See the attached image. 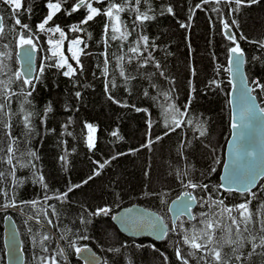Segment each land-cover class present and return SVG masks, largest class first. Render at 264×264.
<instances>
[{"label":"trees","instance_id":"obj_1","mask_svg":"<svg viewBox=\"0 0 264 264\" xmlns=\"http://www.w3.org/2000/svg\"><path fill=\"white\" fill-rule=\"evenodd\" d=\"M115 2L120 3V0ZM25 3L31 6L32 11L22 15L20 19L22 23H28L34 32H38L36 25L48 11L45 7L46 0H25ZM197 3H200V0H149L152 10L148 14L155 18L143 22L142 25L136 22L137 27L134 31L133 22L137 13L130 10L120 13L121 20L127 25L132 35L127 41H109L107 51L110 63L107 65V76L103 75L104 57L100 55L105 51V45L101 39L106 19L104 16H97L94 21L85 26L92 34L91 39L84 33L69 32V26L77 24L84 17L83 9L71 16L58 13L54 17V23L59 24L68 33L67 39H75L79 36L88 45L85 52L90 55L81 54L80 56L84 66L83 72L80 73L78 70L77 75L72 78L62 74L66 69L52 66L55 57H52L49 50L51 46L47 43L50 34L38 33L39 40L35 43L38 47L37 77L39 79L34 81L36 87L32 96L29 97L32 102L29 110L36 113L33 117L35 131L26 137L23 135L26 130L23 127L22 118L20 122L14 118L13 135L20 137L16 156L21 163L28 162L29 157L26 153L29 149L37 152L39 159L34 163L45 177L48 195L64 192L70 183L79 184L87 179L97 167L93 161L103 162L116 152H128V149L140 148V145L144 143L146 120L149 119V115L143 111L137 112L132 107H121L113 103L105 92L106 82H115L116 87L110 86V91L116 99L128 105L148 109L150 118L154 121V135H160L164 131L163 108L160 105L165 104L163 93L173 88L175 91L172 93L173 98L170 102L181 111L183 106L190 102L189 116L184 119L203 121L207 133L201 137L198 130H193V125L185 123L181 128H177L175 133H170L162 141L153 144L151 150L141 148L138 152L129 153L111 161L110 165L101 170L100 175L69 193L67 201L64 202L53 199L45 203L42 199L45 190L38 183L33 182V170L30 167H17L16 176L24 178L25 182L15 188V198L18 202L38 200L39 204L35 207L19 203L16 207L4 206L8 201L0 197V264H5L3 229L5 217L9 214L15 219L21 235L25 253L24 264H40L37 256H50L53 250L58 252L60 248L64 249V255L57 256L60 264H84L77 257L75 247L81 248L86 245L94 248L102 256L103 260L100 264H129V261L131 264H165L164 256L168 257L167 264H182L175 255L177 245L185 255L195 252L189 245L183 243V235H192L194 230H197L199 235L198 230L203 227L199 223L203 217L199 214L210 213L206 204L197 202L193 212L196 219L179 218L177 230L169 231L168 236L161 242L148 238L133 239L123 235L113 225L112 215L124 206L138 203L158 212L172 228L169 213L171 201L182 192L192 190L184 187L180 180L176 179L177 170L187 169V166L191 165L190 173L193 182L208 183L213 187L220 183L225 146L231 133L229 104L231 82L227 74L229 72L226 71L227 48L231 46V43L222 34L218 14L212 12L211 8H221L224 18L229 22L232 19L238 21L239 29L233 28V31L237 32V38L239 39L240 32L248 37L246 41L241 40L240 45L246 54L245 68L249 83L253 88H255V85L251 83L253 80L264 83V49L249 42L264 39V0H260L255 5L243 7L232 16H228L226 4L222 3L218 6L206 4L204 8L208 10L207 12L197 9L192 18L191 27L181 28L179 22H187L190 8ZM149 4L141 0L140 11H147ZM168 5L173 7L175 16L167 12L161 14ZM94 6L107 7V0ZM0 13L4 17L5 25L10 29L15 19L11 7L6 3H0ZM209 17L212 19L211 25ZM121 30L123 31V28ZM140 35L149 37L148 51H151L155 60L160 62V69H157L153 62L143 63L144 57L148 54L143 51V45H141L143 55L136 54V58L128 63L127 57L134 55L128 52V48L135 46ZM153 42L157 46L155 51L151 47ZM3 44H9L7 52L10 58L6 59L5 63L8 76H11L12 73L19 72L18 46L15 36L9 32L7 39L0 40V46ZM81 45L83 48L84 45ZM120 56L125 57L119 63L123 66L125 75L129 77L128 80L119 74L120 67L117 66L116 58ZM193 67L196 69L195 76L191 73ZM217 68L220 69L218 74ZM161 71L164 76L159 74ZM211 79L220 82L219 87L209 86L208 81ZM190 80L196 89L195 92H191V95ZM153 84L156 87H152ZM18 85L19 81L13 83L11 87L19 93ZM145 91L149 93L148 96L144 95ZM76 92L81 93L79 98L76 97ZM253 92L264 108V93L259 88H255ZM21 101H23V95L13 97L11 108L16 110ZM49 105L52 111L45 115ZM25 107L28 106L25 105ZM85 122L97 127L96 146L92 151H89L84 140ZM64 125H67V131ZM116 129L119 130L123 140L117 141L111 136V132ZM68 132L72 135L69 136ZM2 138L3 135L0 133V139ZM181 143L184 145L183 154H181ZM65 151L68 152L67 170L59 159ZM216 160L219 163H215ZM213 167L216 169L215 172L210 171ZM9 170V165L0 163V171L7 173ZM146 171L148 175H145ZM11 181L12 178L6 175L0 186L7 189ZM192 191L198 198H207L206 193L200 190ZM145 192L161 195H144ZM254 192H256L255 199L237 192H224L222 189L219 195L225 198V204L229 206L242 203L246 198L252 199L249 209L254 214L255 220V213L260 202L264 201V179ZM47 204H54L58 213L57 216H52L51 210L48 209V216L53 220L52 225L47 223L43 215ZM104 205L111 208L107 216H90L87 217L90 222L80 223L79 216L85 207L92 212ZM211 211L216 209L213 208ZM37 214L40 215L39 223L29 219ZM232 215L239 219L237 212L234 211ZM227 224L230 225L231 221L228 220ZM241 229L238 233L233 227L230 234L217 229L215 238L208 247L222 248V255L226 254L224 258L228 264H264V247H257L254 251L252 248V237H256L255 243L258 244L262 234L259 226L249 225L246 232L243 231V226ZM44 234L50 236V240L45 242L49 248L48 253L42 252L39 246V240ZM62 236L65 238L62 239ZM81 236L87 239H80ZM229 236L235 241L230 247L224 243ZM70 241H74L75 246H72ZM153 244L155 248L152 247ZM138 245L143 246L138 247ZM110 249H119V252L110 251ZM232 249L235 251L233 252ZM201 256H205L206 259H200ZM237 256L239 259H236ZM188 260L189 264H208L212 258L207 252H196L195 256H188ZM212 264L216 262L212 261Z\"/></svg>","mask_w":264,"mask_h":264},{"label":"snow or ice","instance_id":"obj_2","mask_svg":"<svg viewBox=\"0 0 264 264\" xmlns=\"http://www.w3.org/2000/svg\"><path fill=\"white\" fill-rule=\"evenodd\" d=\"M104 0H46L45 7L47 8V13L44 18L36 25V29L38 32H34L32 27L28 23H22L20 17L25 13L31 12V6L25 3V0H0V3L8 4L12 9V15L14 19V25L10 29L4 23V17L0 16V40L7 39L9 32H11L16 39L18 47L31 46V48H25L24 55L25 58L30 62L32 56V49L35 48V41L39 40L38 33H48L50 34L47 43L52 46L49 50L52 53V57H55L54 64L52 66L59 67L61 69H66L63 71V75L65 77H75L77 75V71L80 73L83 72L84 66L81 63L80 55H90V53L85 52V49L88 47L85 40L81 39L77 36L75 39L70 41L71 47L69 48V52L71 53V58L75 61L77 67H73L71 63H69L68 57H66L62 51H60L62 42L67 39L68 33L64 31V29L59 25L54 23V17L57 16L58 13H63L67 16H71L73 13L79 12L81 9L84 10V17L75 25L69 26V32L74 33H84L89 39H91V32L88 31L87 25L89 22L94 21L97 16H104L105 23L102 29L101 39L105 45V51L101 52L100 55L104 57L103 64L105 65L103 69V75H108V67L107 65L110 63L108 57V44L109 41H127L128 37L132 35L127 28V25L121 20L120 13L125 12L126 10L134 11L137 13L135 17V21L133 22V31L137 27L136 22H139L140 25L145 21H151L155 17L153 15H149L148 12L151 11V6L149 4V0H143L145 4H149V8L147 11L141 12L140 5L141 0H120V3H116L115 0H107V7H96L95 4H102ZM260 0H200V3H197L194 7L190 8L189 16L187 18V22H179L181 28L187 29L191 27V21L197 9L203 10L207 12L208 10L204 8L206 4H226L228 6V16H232L233 13L239 12L243 7L251 6L259 3ZM234 5V7H233ZM211 11L218 14L219 22L221 24V32L224 37L231 43V46L227 48V62L228 69L231 71L235 68L236 72L239 73L241 65L245 62V51L240 45L241 40H248V37L245 36L242 32L239 33V39L237 38V32L233 31L235 27L237 30L240 25L236 19H232L229 22L228 19L224 18L223 10L219 7L211 8ZM167 12L175 16V12L171 5H168L161 14ZM50 22H52L50 24ZM209 24H212V19L209 17ZM18 26V28H17ZM123 28V31L121 30ZM56 34H59V39H53ZM250 43L257 44L258 47L264 49V39L259 41H249ZM149 37L147 35H140L135 42V46H131L128 48V52L134 54L133 56H128L127 61L131 63L133 59L136 58V54L143 55L141 52V45H143V51L147 52V56L144 57L143 63L148 64L153 62L157 69L161 68V64L159 61L155 60L152 52L148 51L149 47ZM83 44L84 47L80 48L79 45ZM9 44H3L0 46V77H5V79H0V133H2L3 138L0 139V163H5L10 166V170L6 173L5 171H0V184L3 183L6 175L12 178L11 185L6 189L5 187L0 186V197H3L8 201L4 206H12L16 207L17 204H30L33 207L39 204L38 200L32 201H17L14 195L15 188L19 187L25 182L24 178H20L16 176L17 167L19 168H31L33 182L38 183L42 189L45 190L42 199L45 203L50 200H57L60 202L67 201L68 194L71 193L74 189H78L82 187L84 184H87L90 180L94 179V177L100 175L101 170H103L107 165H110L111 161L117 159L120 156L127 155L129 153L138 152L141 148H147L151 150L152 145L163 140L164 137L168 136L170 133H175L177 128H181L185 123L188 125H193V130H198L201 137H204L207 133V129L204 127V122L201 120L193 121L192 119L185 120L184 118L189 116V106L190 102L186 103L183 106V111L179 107H177L174 103H171L172 93L175 89H170L167 92L163 93L165 104L160 105L163 108L162 116L164 117L163 127L164 131L160 135L153 134V124L154 121L150 118V113H148V109L138 108L135 105H128L126 102H122L116 99L110 91L111 87H116L114 81H109L105 83V92L108 95V98L113 102L118 104L121 107H132L137 112H145L149 115V119L146 120L147 130L145 132V141L140 145V148L136 149H128V152H116L108 159H105L103 162L93 161L97 167L93 170L92 175L88 176L87 179L83 180L79 184H69L66 191L64 192H55L52 195H48V184L45 181L44 175L39 171L34 161L39 159L37 152L33 149H29L26 155L29 157L27 163H21L17 158L16 153L19 150L18 144L20 142V137L13 135L14 129V118H16L17 122H20L22 118L23 127L26 130L23 135L30 136L35 131L33 124V117L36 113L31 108V100L29 97L32 96V92L35 90L36 84L34 79L25 75L21 72H14L11 76H8L6 71L7 64L5 63L6 59H9V53L7 49ZM152 50L155 51L156 45L153 42L151 44ZM190 48V45H189ZM77 49V50H73ZM117 66L120 67V76L124 77L125 80H128L129 77L125 75V71L123 66L119 63L125 59L124 56L117 57ZM213 59L215 60V55H213ZM253 59H258L257 57H253ZM30 67V63H29ZM99 67V65H98ZM223 67V66H220ZM219 68H217V74L219 73ZM43 71V69H41ZM191 73L193 76L196 75V69L191 68ZM161 76H164V73L161 71L159 73ZM35 79H39L36 77ZM19 81L18 87L20 88V92H16L12 89L11 85L15 82ZM241 81L243 82V74H241ZM255 88H259L262 93H264V83H261L259 80L251 81ZM220 82L216 79H211L208 81L209 86L219 87ZM152 87H156L155 84ZM190 95L191 92H195V86L192 84L191 80L189 81ZM255 88L252 90L255 91ZM19 95H23V101L20 102L19 107L16 110L11 108V103L13 97H17ZM76 97H80L81 93L76 92ZM145 96H148L149 93L147 91L144 92ZM244 95L247 97L249 102L248 111L251 114H255L256 106L253 98L248 97L247 89H244ZM152 99H156V97H152ZM25 105L28 107L26 108ZM52 111L51 105L47 107L45 110V115L48 112ZM260 112H264V108L259 109ZM43 123V118L41 120ZM71 123V120H69ZM233 128L240 127L236 123H233ZM65 131H67V125L63 126ZM84 129H86V134L84 136V140L86 146L89 151H92L96 146V137L95 133L97 132V127L92 123L85 122ZM69 136L72 135L71 132L67 133ZM111 136L115 137L117 141L123 140V137L120 136L119 130H113L111 132ZM190 143V142H189ZM183 143H181V154H183ZM74 151V149H73ZM23 155V154H22ZM256 153L254 151L245 150L243 152V157L251 158L254 157ZM60 161L63 166H65V170H67L68 164V152L65 151L63 155L60 156ZM15 161V163H14ZM215 163H219L218 160L214 161ZM226 169H228L227 175L222 177V180L227 181V185L224 183H220L215 187L211 186L208 183H201L199 181L193 182L191 178L190 168L191 165L187 166V169H180L176 171V179L180 180L181 184L184 187L192 189V190H200L206 193L207 198L197 197L192 194V192L185 193V196L188 198L187 201H181L180 207L181 209H189L191 208L192 203H201L202 205L206 204L210 210L209 212H201L199 215L203 217L199 221L200 224L203 225L202 228L198 230L199 235H197V230L193 231L192 235L185 234L183 235V243L189 245L191 249H194L195 252H189L185 255L182 249L177 245L175 247V255L177 260L181 261L182 264H189L188 256H195L196 252H207L209 256H211L212 261L216 262V264H228V261L224 258L226 254L222 255V248H210L208 247L212 244L217 229H220L221 232L227 231L229 234L234 227L236 232H241V226H243V231H248L249 225H258L259 231L262 233L259 237V243H255L256 237H252V248L253 251L257 247H264V201L260 202V206L255 213L256 219H253V213L249 209V205L252 203V199L256 198V192L252 190L250 187L255 182V177L258 173L255 170V162L254 160H249L248 163L243 166L237 167H229L225 165ZM211 172H215V167L210 169ZM260 175H264V173H259ZM145 175H148V172H145ZM233 185H238V187L233 188ZM224 190V192H237L240 195H244L246 197H251L252 199L246 198L244 202L229 206L225 204V198L219 195L220 190ZM144 195H161L158 193H143ZM213 208L216 211H211ZM48 209L51 210L52 216H57L58 213L56 211V206L54 204H47V209L44 210L43 215L47 220L49 225L53 224V220L48 216ZM237 212L239 214V219L237 216L232 215L233 212ZM111 212V208L108 205L100 206L95 209V211L90 212L87 207L83 209V212L79 216V220L81 224H86L90 222L87 217L90 216H107ZM86 214V215H85ZM226 214V216H225ZM116 217H113L115 219ZM29 219H34L37 223L40 222V215L37 214L35 216L29 217ZM191 219L195 220L196 217L192 216ZM230 220L231 224H227V221ZM148 227L152 230V234L156 236L157 239H164L168 236L169 231H176L177 226L173 223V227L169 228L167 225H164L162 220H157L151 222ZM182 227V225H180ZM31 231V230H30ZM66 231H71L70 229H66ZM62 239L65 237H61ZM80 239H87L85 236H81ZM50 240V236L48 234H44L41 236L39 240V246L42 252L48 253L49 248L46 243ZM199 240H203V243L198 242ZM35 241V237H34ZM225 245L231 246L235 241H233L230 236L227 240H225ZM72 246H75L74 241H70ZM143 245H138V247H142ZM155 248V245H152ZM75 251L77 253H81L83 249L80 247H75ZM110 251L119 252V249ZM234 252L235 249H232ZM64 249L60 248L57 252L53 250L52 255H43L37 256V260L40 261V264H60L57 260V256H63ZM163 255V253H161ZM252 255V253H249ZM66 259V257H65ZM200 259H206L205 256H201ZM239 259V256L236 257ZM212 261H209L208 264H212ZM164 262L167 264L168 257L164 256ZM131 264V261H129Z\"/></svg>","mask_w":264,"mask_h":264},{"label":"water","instance_id":"obj_3","mask_svg":"<svg viewBox=\"0 0 264 264\" xmlns=\"http://www.w3.org/2000/svg\"><path fill=\"white\" fill-rule=\"evenodd\" d=\"M0 16L2 14L0 13ZM25 48H31V46L18 47L17 59L19 62V72L36 80L37 70L39 68L38 63V47L35 43V48L32 49V56L30 62L25 58ZM246 61V57H245ZM30 63V67H29ZM241 74H243V82L241 81ZM231 87L229 91V104H230V137L225 146L224 162L221 168L220 183L227 185V181L221 178L227 175L229 167H243L249 160H254L255 170L258 173L255 177V182L250 187L254 191L259 183L264 179V112H260L262 108L257 96L253 92V87L249 83L245 62L241 65L239 73L233 68L229 72ZM247 89L248 97L253 98L256 111L255 114H251L248 111L249 102L244 95V89ZM233 123L240 125V127L233 128ZM245 150L254 151L256 155L251 158L243 157ZM219 183V184H220ZM233 188L238 185H233ZM194 192L192 190H186L179 196L174 198L169 205V213L173 223L177 226L179 218L184 217L188 220H193V212L197 207V203H192L191 208L181 209L180 202L187 201L188 198L185 193ZM196 196V195H195ZM113 217H116L113 219ZM157 220H162L164 225H169L163 219L158 212L150 209L142 204L134 203L128 206H124L112 215V223L123 235L133 238H148L155 242H161L164 239H157L148 225ZM170 228V227H169ZM3 244L5 249V264H24L25 253L23 248V242L21 235L12 215H7L4 220L3 229ZM83 251L78 253L77 257L84 264H100L103 260L102 256L97 253L94 248L89 245L81 247Z\"/></svg>","mask_w":264,"mask_h":264},{"label":"rangeland","instance_id":"obj_4","mask_svg":"<svg viewBox=\"0 0 264 264\" xmlns=\"http://www.w3.org/2000/svg\"><path fill=\"white\" fill-rule=\"evenodd\" d=\"M53 39H59V34H56L54 37H52ZM49 39V38H48ZM72 39H66L62 42V46L60 51L63 52V54L68 57L69 63H71L73 65V67L75 68L77 65L75 63V61L71 58V53L69 52V48L71 47L70 45V41ZM52 47V46H51ZM80 48H82V45H79ZM74 51L77 49H73ZM81 56V55H80Z\"/></svg>","mask_w":264,"mask_h":264},{"label":"built area","instance_id":"obj_5","mask_svg":"<svg viewBox=\"0 0 264 264\" xmlns=\"http://www.w3.org/2000/svg\"><path fill=\"white\" fill-rule=\"evenodd\" d=\"M226 71L229 72L228 68H226Z\"/></svg>","mask_w":264,"mask_h":264},{"label":"bare ground","instance_id":"obj_6","mask_svg":"<svg viewBox=\"0 0 264 264\" xmlns=\"http://www.w3.org/2000/svg\"><path fill=\"white\" fill-rule=\"evenodd\" d=\"M226 72V71H225ZM227 74H229V73H227Z\"/></svg>","mask_w":264,"mask_h":264}]
</instances>
